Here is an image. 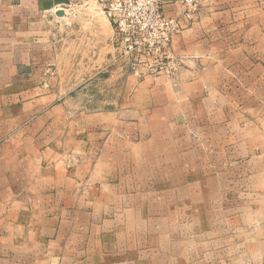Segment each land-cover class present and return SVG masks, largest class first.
<instances>
[{
	"label": "crops",
	"instance_id": "0c3cea01",
	"mask_svg": "<svg viewBox=\"0 0 264 264\" xmlns=\"http://www.w3.org/2000/svg\"><path fill=\"white\" fill-rule=\"evenodd\" d=\"M96 1L0 0V264H118L105 235L145 225V186H158L145 179L161 163L193 179L224 177L229 159L264 162V0H210L223 8L174 40L175 81L115 70L110 22L96 38L88 16L79 77L110 88L88 109L53 86L65 50L51 16Z\"/></svg>",
	"mask_w": 264,
	"mask_h": 264
},
{
	"label": "rangeland",
	"instance_id": "374dc122",
	"mask_svg": "<svg viewBox=\"0 0 264 264\" xmlns=\"http://www.w3.org/2000/svg\"><path fill=\"white\" fill-rule=\"evenodd\" d=\"M209 3L210 0L202 6L201 12L224 5ZM228 4L252 8L249 0ZM176 7L167 4L165 13L172 16L175 11L179 12ZM84 12L86 15H82ZM88 16L97 21L96 36L93 35L97 38L105 32L108 20L95 2L86 5L75 2L52 14L51 27L60 48L65 50L64 57L60 58V70L55 68L57 81L53 86L62 90L67 98L81 100L88 109H100L104 108L103 94L110 89L109 84L87 82V78L79 77L78 63L82 59L79 49L82 44L87 45L90 36L86 34L89 27L83 24ZM117 57L119 53L114 52L113 60ZM113 63L115 70L132 75L123 63ZM178 75L167 80L175 81ZM121 86L122 83L115 82L111 88L119 90ZM239 135L247 137L240 131ZM252 164L229 159L221 165L220 173L224 177L185 179L167 177L165 174L171 172L165 171L167 165L161 163V177L145 179L146 182L154 180L158 185L145 186V225L133 224L131 220L120 234L105 235V247L122 252L119 259L115 257V263L119 264L120 260L121 264H264V175L261 174L264 162ZM255 171L258 176L251 175ZM210 173L216 174V171ZM106 228L112 229L111 226Z\"/></svg>",
	"mask_w": 264,
	"mask_h": 264
},
{
	"label": "built area",
	"instance_id": "2783aa9c",
	"mask_svg": "<svg viewBox=\"0 0 264 264\" xmlns=\"http://www.w3.org/2000/svg\"><path fill=\"white\" fill-rule=\"evenodd\" d=\"M208 0H97L113 30L111 42L133 76L175 78L184 61L173 48L175 38L199 20ZM179 7L175 16L165 13L167 4ZM114 58V55H113Z\"/></svg>",
	"mask_w": 264,
	"mask_h": 264
}]
</instances>
